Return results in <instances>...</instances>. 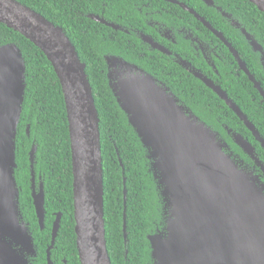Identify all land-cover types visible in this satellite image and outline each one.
I'll return each mask as SVG.
<instances>
[{
	"label": "water",
	"instance_id": "95a60500",
	"mask_svg": "<svg viewBox=\"0 0 264 264\" xmlns=\"http://www.w3.org/2000/svg\"><path fill=\"white\" fill-rule=\"evenodd\" d=\"M248 1L264 14V0ZM187 11L194 14L192 10ZM218 11L232 26L240 28L237 22L231 21L229 14ZM86 17L114 28L98 16L87 14ZM0 24L31 42L54 70L68 123L78 258L80 264H111L103 219L99 118L86 66L62 28L15 0H0ZM204 25L225 43L264 102V91L237 51L209 23L204 22ZM240 32L253 53L264 56V49L257 40L244 28H240ZM263 56L260 60L264 69ZM103 58L108 87L147 151L164 203L163 231L147 235L152 264H264L263 186L251 173L238 167L224 152L216 132L181 105L167 87L122 58L115 55ZM191 73L225 103L264 150V140L226 92L200 73ZM25 86V61L21 50L13 43L0 44V264H33L37 256L33 231L21 213L20 190L14 175L15 139ZM232 138L259 165L253 147L240 134L233 133ZM35 152L36 146L32 145L29 152L30 194L42 231L45 226L44 190L40 177L37 182L33 170ZM119 165L122 167L120 160ZM125 181L123 178V185ZM125 199L124 188L123 237L126 245ZM60 221L61 214H55L46 249L47 264H54L50 256Z\"/></svg>",
	"mask_w": 264,
	"mask_h": 264
},
{
	"label": "trees",
	"instance_id": "16d2710c",
	"mask_svg": "<svg viewBox=\"0 0 264 264\" xmlns=\"http://www.w3.org/2000/svg\"><path fill=\"white\" fill-rule=\"evenodd\" d=\"M63 29L85 64L87 78L99 118L103 168L104 226L107 252L111 264H152L147 235L163 231L165 209L156 180L140 143L124 112L117 105L106 80L104 56L117 55L136 63L159 78L199 120L222 132L226 125L253 141L238 117L201 82L188 75L168 58L157 55L140 64L126 50V37H111L110 30L86 17L96 12V5L110 3L114 10L124 6L122 0H15ZM230 15L240 28L251 34L264 49V14L248 0H213ZM194 8L211 26L223 33L239 53L256 81L264 90V73L249 44L230 21L214 7ZM107 16V14H106ZM132 40V39H130ZM15 44L25 61V94L15 139V179L25 222L33 231L37 256L33 264H47L54 215L61 214L59 231L51 250L54 264H80L74 233L72 167L70 140L64 98L54 70L42 52L20 34L0 24V44ZM133 47L132 41L128 45ZM130 50V49H129ZM156 73V74H155ZM221 74L220 87L252 123L264 139V102L249 80L229 72ZM187 107V108H188ZM28 129V134L26 129ZM36 146L33 170L43 183L45 226L41 231L30 194L29 152ZM261 153H263L260 150ZM121 161L122 167L119 165ZM263 160V159H262ZM123 171V172H122ZM125 178V184L122 181ZM126 190L123 237V189ZM127 255L125 256V251Z\"/></svg>",
	"mask_w": 264,
	"mask_h": 264
},
{
	"label": "flooded vegetation",
	"instance_id": "af4514ba",
	"mask_svg": "<svg viewBox=\"0 0 264 264\" xmlns=\"http://www.w3.org/2000/svg\"><path fill=\"white\" fill-rule=\"evenodd\" d=\"M122 1L124 6L117 10H114L110 3L96 5V12L92 15L98 16L106 23L114 26V28H112L99 22L97 23L108 28L111 37H117L119 35L121 37H126L128 45L132 41L133 47L127 45L125 48L127 51L132 50L134 58L141 65L148 63L149 60L160 54L174 62L194 79L195 77L191 72H198L218 87H220L222 79L221 72L225 75L229 72L230 74L235 75L236 78H240V75H244L247 78L225 43L204 25V22H209L194 8L195 6L202 10L201 6L208 8L212 6L217 11L222 10L220 6L214 4L213 0H210L211 2L209 0ZM205 1L209 2V4ZM187 9L192 10L194 14L187 11ZM231 21L234 20L231 19ZM212 29L215 30L216 33L222 34L224 37L222 32L217 31L213 27ZM225 40L227 41L226 38ZM251 52L257 56L260 69L264 73L260 60L263 55L260 56L259 54L253 53V51ZM117 57L124 59L126 62L133 64L149 74L157 83L161 85L163 84L159 78L148 73L136 63L130 62L121 56ZM198 81L201 82L200 80ZM163 85L167 87L165 84ZM259 85L262 91H264L261 83H259ZM168 91L179 100L181 105L186 107V105L169 88ZM255 91L262 99L260 92L257 89H255ZM244 127L250 136H252L253 141H250L247 136L240 135L253 147L254 156L259 162V165H257L249 155L243 152V150L235 144L232 138L233 133H236L235 131L228 128L226 125L221 126L222 132L212 130L216 132L219 141L223 144L224 152L231 156L240 169L251 173L253 177L257 179V183L263 186L264 190V150L245 125ZM260 150L263 153H261Z\"/></svg>",
	"mask_w": 264,
	"mask_h": 264
}]
</instances>
